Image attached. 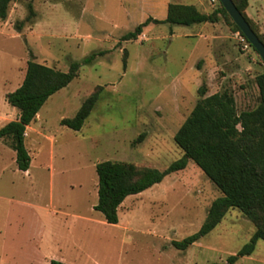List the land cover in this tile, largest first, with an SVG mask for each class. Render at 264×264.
I'll use <instances>...</instances> for the list:
<instances>
[{
    "label": "rangeland",
    "instance_id": "1",
    "mask_svg": "<svg viewBox=\"0 0 264 264\" xmlns=\"http://www.w3.org/2000/svg\"><path fill=\"white\" fill-rule=\"evenodd\" d=\"M203 1L207 12L219 6ZM149 7V0H24L11 3L0 20V129L18 117L6 95L22 84L28 61L66 72L72 62L104 52L47 100L27 130L30 176L17 170L14 152L0 142V264H14L22 254L33 264H225L253 236L254 225L229 210L199 242L184 251L173 246L200 230L221 197L192 162L128 197L117 225L94 210L97 163L164 170L183 157L174 135L200 99L199 88L207 86V95L232 90L239 113L258 105L253 80L264 64L223 18L214 29L223 42L215 44L201 25L153 23L136 40L122 41L151 14L160 16L159 7ZM213 58L224 63V76L209 80L196 65ZM98 87L101 96L83 128L61 126ZM235 264H264V241Z\"/></svg>",
    "mask_w": 264,
    "mask_h": 264
},
{
    "label": "trees",
    "instance_id": "2",
    "mask_svg": "<svg viewBox=\"0 0 264 264\" xmlns=\"http://www.w3.org/2000/svg\"><path fill=\"white\" fill-rule=\"evenodd\" d=\"M19 1L24 0H0V20L5 21L10 4ZM232 2L264 44V37L246 15L248 0ZM28 8L30 19L34 12L31 5ZM220 18L229 22L234 31L243 36L220 3L209 14L200 12L193 5L171 3L167 7L165 20L148 18L133 31L126 33L122 41L136 40L151 23L188 27L216 24ZM246 42L249 44L247 40ZM249 46L258 55L250 44ZM103 54L104 52L92 53L80 62H72L66 72L33 61L27 62L22 84L6 95L7 103L18 111V119L0 129V141L15 152L20 171H27L31 161L25 147L26 128L36 119L51 96L72 83L83 65L92 64L96 57ZM253 81L259 92L258 105L253 110L241 113L237 110L232 90L225 88L207 95V86L199 88L200 99L174 135V142L183 152V157L166 169L141 168L118 161L97 163L95 171L98 178V201L94 210L103 215L107 224L117 225L118 208L126 198L150 189L161 183L166 176L184 170L192 162L220 191L221 197L211 204L200 230L180 242H173V246L181 251L188 249L210 234L229 210H238L254 225L255 232L250 241L237 254L230 256L225 264H235L240 258L252 255L257 242L264 241V72L255 76ZM101 93L102 88L98 87L83 101L75 116L63 118L60 125L80 131ZM142 139L143 136H140L137 141ZM49 264L65 263L52 260Z\"/></svg>",
    "mask_w": 264,
    "mask_h": 264
},
{
    "label": "crops",
    "instance_id": "3",
    "mask_svg": "<svg viewBox=\"0 0 264 264\" xmlns=\"http://www.w3.org/2000/svg\"><path fill=\"white\" fill-rule=\"evenodd\" d=\"M149 3L152 4V7L151 8L149 7L150 10L156 9L157 7H159L158 9L160 10V16L159 17H156L154 14H151L150 16H148V18H152L154 20H159V21H163V20L166 19V16H167V7L171 3H174V4H184V5H193L200 12L206 13V14H209V13L212 12V11L211 12H207L206 11L207 5L205 4V1H203V0H149ZM157 4L159 6H157ZM200 7L203 8V9H201ZM261 11H263L262 1L261 0H248V7L246 9V15L250 19V21L258 28L259 34L264 37V19L261 16ZM199 25L202 26L201 30L209 29V31L211 33V39L213 41L212 42L213 44H215L216 42L218 43L219 40L221 42H223L222 38H224V37L221 36V35H217L216 32H214V29L218 27V23H216V24L205 23V24H199ZM192 26H188V28H190ZM198 32H199L198 34L201 36L202 33L200 31H198ZM191 36H194V35H191V34L186 35V37H191ZM196 66H197V71H198L197 73L199 75L200 74H203V73H206L209 76V80L211 78L210 77L211 75H217V76H220L221 75V76H224L221 73V71L223 70V67H224V63H221L220 64L218 61H215V58H213L209 62H206L205 65H204V67H201L199 64H197ZM223 78H225V77H223ZM217 79H218V77H217ZM39 117H40V114L38 113V115L36 116V119H38ZM17 119H18V117L15 120H17ZM36 119L34 121H37ZM15 120H12V121H15ZM31 124L26 128L25 139L28 137L27 130L32 129ZM33 131L35 133H39L36 129H33ZM75 132H78V131H75ZM0 142H3V141H0ZM8 148L11 149L9 146H8ZM14 154H15V152H14ZM15 158H16V156H15ZM30 160H31V157H30ZM15 164H16V159H15ZM16 167H17V164H16ZM31 168H32V162L30 161V166H29V169L27 171H20L18 169V167H17V170L19 172H21V173H24V174L30 176V174H31ZM126 199H125V201H126ZM97 201H98V195H97V199H96V202H95L94 206L97 204ZM125 201L121 204V206L118 208V210L119 209H125V210H128L129 209L127 206H125ZM55 245L59 249L62 246H63V248L65 247V245H63V243L61 242V240H58L55 243ZM46 260L48 261L47 264H49L50 261H52L53 259H46ZM13 263L14 264L15 263L16 264H33V259L32 258H29V256H27V255H23L22 254V255H18L17 258H16V260L15 259L13 260ZM62 263H64V262H62Z\"/></svg>",
    "mask_w": 264,
    "mask_h": 264
},
{
    "label": "water",
    "instance_id": "4",
    "mask_svg": "<svg viewBox=\"0 0 264 264\" xmlns=\"http://www.w3.org/2000/svg\"><path fill=\"white\" fill-rule=\"evenodd\" d=\"M224 10L227 12L229 17L232 19L234 24L239 28L243 36L249 42V44L255 49L259 57L264 63V44L255 32L252 30L251 26L238 11L232 0H218Z\"/></svg>",
    "mask_w": 264,
    "mask_h": 264
},
{
    "label": "built area",
    "instance_id": "5",
    "mask_svg": "<svg viewBox=\"0 0 264 264\" xmlns=\"http://www.w3.org/2000/svg\"><path fill=\"white\" fill-rule=\"evenodd\" d=\"M213 2L215 1V0H212Z\"/></svg>",
    "mask_w": 264,
    "mask_h": 264
}]
</instances>
